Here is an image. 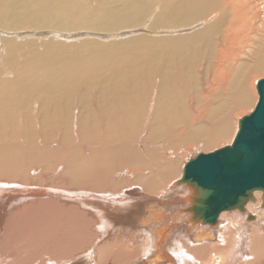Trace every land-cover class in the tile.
Masks as SVG:
<instances>
[{
  "label": "bare ground",
  "instance_id": "6f19581e",
  "mask_svg": "<svg viewBox=\"0 0 264 264\" xmlns=\"http://www.w3.org/2000/svg\"><path fill=\"white\" fill-rule=\"evenodd\" d=\"M71 1L0 0V22L9 26L17 25L23 27L26 24H30L26 27L33 29L41 27L54 28L56 30L54 35L70 39L69 43L71 44L70 46V44L67 45L60 41V45H58L59 41L57 43L54 42L55 40L52 42L49 38L50 42L57 45L51 46L52 43L48 45L44 41L45 45L47 44L51 47V50L46 53L32 51L23 63H18L14 59V56L20 51L19 46H12L10 56L14 65L13 68H18V72L15 78L10 81L9 86H6L9 83L8 80L0 81L2 85V87L0 86V178L16 179L15 177L19 174L24 183L28 182L31 176L28 174L29 169H31L28 167L29 164L33 166L35 159L42 158L45 153L50 151V139H46L44 142L46 146H40L31 136L20 137L16 131L11 129L8 131L7 126H4L5 119L11 117L16 107L22 106L29 115L32 107H29L30 99L28 95H36L41 99V116L45 118L49 125H58L62 121L63 123L61 124L67 126L73 120V123L77 122L79 126L91 121L104 128L103 136H93L96 146H93L87 155L81 149L77 152L72 132L63 134L61 141L52 149L55 154L53 157L54 162L58 164L66 159L63 168L66 172L65 175H70V182L73 186H79L83 190L96 191L93 194L96 204L86 201L90 194L85 198L86 200L83 198L84 201L78 198L82 193L79 192V196L75 194L77 197L75 199L79 200H76L77 203L82 208L84 206L89 208L94 218H85L77 210V206L60 207L58 203L43 199L40 200L43 203L25 213L22 221L24 223H18V220L14 219L10 224V217L14 216L15 212L19 211L21 207L14 206L7 217L2 214L3 212H0V231L5 233L7 229L12 228L16 224L22 225L21 231H25V233L27 231L28 233V229L32 225L33 229L28 235L33 236V238L28 240L27 243L25 242L27 247H24L25 251H29L31 244L48 245V248L52 249L51 253L59 246L60 249H58L62 250V258H68L67 256L72 254L70 251L73 252L75 250L77 252L83 249L84 243H90L88 248L90 251L80 252L76 254L78 255L77 257L63 261L64 264H73L75 262L76 264H80V262L92 264L90 262L94 260V245L99 240V243L96 244L98 248L97 257L99 259L97 264H110L108 260L111 261L112 255L117 252V249L119 250L117 255H119L118 258L120 259V255L126 249L123 247L124 243H127L131 236H134L132 241L139 243L136 252L141 248L140 252L142 251V254L138 253L143 258L141 260V257L138 256V262L130 260L131 263L133 262L132 264H193V258H190L192 256L195 257L196 262H200L198 264H264V220L258 221L257 224H248L246 229L242 226L244 223L240 222V219L244 218L242 215L232 213L231 217L226 214L223 215L226 211L237 208L247 216L248 220L264 216V211H259L260 206L264 207V190L257 189L248 192L247 197L241 199L235 207L220 211L216 221L210 225L202 222L201 215L193 210V207L197 205V197L202 192L194 191L182 184H178L179 187L176 186L174 188V182L179 181V179L171 181L173 185H171V188H166L165 192L160 190L164 181L171 178L174 179L176 178L175 175L177 176L179 162L175 156L170 161L157 162V170L155 174L152 173L153 175L136 172L137 178L129 173L124 174L120 180L111 178L118 166L125 165L128 148L131 145V143L129 144L130 139L134 138V136L138 137L141 130L143 133H147L148 136H154L155 132L159 133L161 131L160 127L164 122L172 126L179 121H183L185 123V133H181L178 138L179 141L182 139L186 140L189 137L193 141L203 140V144L210 147L218 139L223 140L229 136L230 117L225 115L221 119L218 118L219 110L224 105L217 103L223 99L232 101L235 108L239 106L242 108L248 107L251 99L249 82L251 73L259 72L262 63H264V40L261 42L262 46L254 51L253 45L256 38L255 41L254 38L252 39L254 42L251 38L258 36V34H255L257 32L255 30L256 27L250 25L249 22L247 24L244 23V19L248 21L252 19L250 22L252 24L256 23V14L250 12L252 6L249 7L248 5L250 4L247 3V5L245 0H215V2L218 1L215 4L212 3L214 0H211L209 3L212 6L213 4L215 5V8L211 9V12L215 11L214 15L212 14V21L210 16L203 21V25L200 24L197 27V21L202 19L206 12L204 9H201V12L198 10L200 8L199 3L208 0H177L175 4L164 3L159 14L164 21L162 24H156L161 31L158 34L155 33L157 35L155 38L153 37L152 41L146 42L145 37L137 35L135 37L122 36L121 38H126L127 40L124 39L126 41H119L121 38L115 42H111V39L107 41L105 39V42L102 43V40L95 41V38L88 41H82L84 39H81V41H73L72 39L71 41V37H74L77 33L63 34L57 32L59 29L60 31L61 29H63L62 31H68L67 29H71L69 27H73L74 24L75 26H82V24L84 26L85 24L88 26L95 25L98 28H102L104 24H109L110 26L119 24L121 28L122 25H126L125 22L131 12L134 13L139 10L134 0L127 2L126 8H118V5L112 3L114 0H103L104 2L106 1L105 4L107 1L110 4H107L108 6H105L102 12L96 8L89 7L90 4L89 6L86 4L87 7L76 8L74 7L76 6L75 2L73 5ZM80 2L84 3V1ZM76 3H79V0ZM197 6H199L198 9ZM143 9L144 7L141 8L142 11ZM196 9L199 13H197ZM228 12H230L229 17L226 15ZM259 14L262 19L260 21L257 19V22L260 24L259 27L264 30L263 5L259 6ZM218 17H224L221 21H224L227 17L226 23L228 25L226 32L224 30H221L222 32L219 31L223 35L221 38L223 45L216 46L219 51L215 55L218 61L215 62L214 73H212L216 74V77L213 79L212 85H210L209 81V85H207V88L205 87L209 92L206 95L205 93L202 94L205 95L204 98L201 96L202 103L205 102L206 105L202 107L199 113H188L186 118L179 115L180 118H178L176 110L178 107L184 106L180 97L181 89H185L184 86H192L193 82L195 83V80L193 81L192 79L195 74L193 66H195L194 59L197 57V50L199 47L208 48L210 46V38L217 34H210V30L219 20ZM171 18L180 29L174 30V23L169 20ZM188 18H190L191 22L189 27H187ZM241 20H243V23ZM102 23L103 25H100ZM101 28L100 30H102ZM258 30L260 31L261 28ZM166 32H170V34H162ZM43 34L49 35L43 32L40 33V35ZM109 38H113V36ZM42 39H40V43L43 42ZM49 40L47 38V41ZM247 41L250 45L244 49L246 46L244 44ZM142 45L143 47L140 50L139 46ZM78 47H81L82 51ZM242 48L243 51H241ZM212 49L215 50V48L210 46L211 51ZM248 57L251 62L246 67L247 69L243 74L240 75L238 73L235 75L238 67L245 66V58ZM196 67L195 69H197ZM1 74L3 76L5 73L0 71ZM246 74H248L247 77ZM196 75L198 76V74ZM3 84H6V87ZM80 92H82L81 95H79ZM214 95L215 97L217 96V100L214 97L211 98ZM142 98L145 99V102L140 100ZM151 101L152 104H150ZM139 106L142 112L136 114ZM235 128L238 130L239 125L238 128L237 126ZM64 131L66 129H62V132ZM234 138L229 139L231 143ZM112 140L120 142L115 150L110 145ZM83 144L88 145L87 142ZM66 147H71L73 150L67 158L65 156ZM138 163L139 167L142 168L143 163L140 160H138ZM53 166L51 165L50 167L54 169L47 170L45 175L38 177L42 182L48 180L51 176L53 177L52 174L54 173L52 172L57 171ZM46 168L48 167L45 166L44 171ZM45 176H47V179ZM56 176L61 177V174ZM119 176L120 174L117 178ZM127 176L134 179H128ZM31 179L32 182L35 181L33 178ZM134 181L142 183L143 191L134 186L132 188L126 187L134 183ZM35 182L37 184V181ZM68 184L70 183L68 182ZM39 185L38 190L36 189L37 187H34L36 190L30 189L28 190L30 192L26 190L27 188L21 189L20 187L21 190L19 189V192L29 193L27 197H20L26 200L30 195L38 197L68 196L63 188L53 190L55 188L42 187L40 183ZM258 190L262 191L263 194L255 193ZM159 191L162 193L161 197L150 195ZM11 194L14 196L15 193ZM250 200L254 202L250 203ZM19 202H24V200L18 201V204ZM55 206H58L61 209H59L60 211L64 210L66 212L64 216L67 214L70 216L67 215V218H69L68 220L64 218L63 223L58 220L59 224H56V232L52 231L54 234L60 231H62V234L64 232V234L61 236L59 233L60 236H57L60 238L56 240V237L54 238L55 235L53 237L51 235L52 238L47 240L46 238L42 239L36 224H39L37 222L47 221L48 224L52 223L54 225L57 222L54 218L59 216L58 210H54ZM45 208L50 210L51 216L48 213L47 216H43L46 214L36 216L40 214L39 209ZM36 211L39 213L37 214ZM61 215L63 216V214ZM73 216L76 217H74L76 219L75 222L72 219ZM37 217L44 218L38 220ZM6 222L9 225L3 227ZM162 222L166 223L159 225ZM127 227L133 230L127 229L128 231L124 233L123 229ZM42 230H44L43 232L46 231L44 228ZM18 231L20 232V230ZM18 231L12 233L14 234ZM183 232L187 234L184 235ZM23 234L14 235L18 236V240L27 241L28 235L25 238V236H22ZM9 235L11 236L12 234L9 232ZM43 236L46 237L45 234ZM183 236H185L184 239L187 238L188 243L194 244L193 246H196L199 242V246L195 248L193 246L191 248L190 244L188 245L192 254L189 255L190 257L185 254V249L181 253V239H183ZM106 238V241L103 240ZM242 238H244L243 242ZM40 239L46 240V242L40 243ZM110 239L112 241H109ZM118 243L120 244L118 245ZM114 246L116 247L115 252L113 250ZM148 248H152L151 253L150 250H147ZM59 250L53 255L58 257L60 254ZM126 251L130 254V251ZM86 252H89V255H86ZM63 253L66 255L65 257H63ZM127 253L123 255L129 257ZM144 253L146 254L144 255ZM53 255L51 254L52 257H54ZM108 255L112 258L109 259ZM8 256L19 260L23 256V251L21 249V251L13 253L9 252ZM125 257V260L131 258ZM29 259L32 262H29ZM35 259L36 257L25 258L19 264H33ZM62 260L64 259H61L58 264H62ZM120 262L119 264H121Z\"/></svg>",
  "mask_w": 264,
  "mask_h": 264
},
{
  "label": "rangeland",
  "instance_id": "374dc122",
  "mask_svg": "<svg viewBox=\"0 0 264 264\" xmlns=\"http://www.w3.org/2000/svg\"><path fill=\"white\" fill-rule=\"evenodd\" d=\"M77 1L78 0H72L71 1V2H73L72 3L73 5L75 2L76 6H74V7H76V8L81 7V6L87 7L86 4H88V6L90 4L89 7L96 8L97 10H99L101 12L104 10L105 6H108L110 4V3L108 4V1L105 4L106 1L104 2L103 0H79V3H76ZM80 1H84L85 5L83 2H82L83 3L82 4ZM129 1L130 0H114L112 3H114L115 5H118V8H126L127 2H129ZM241 1H244V0H241ZM263 1L264 0H259V1L258 0H248V1L245 0L246 4L247 3L250 4V5L247 4L249 7L252 6L250 8V12L251 13L253 12L254 14H256V16H255L256 17V23L253 21L254 23L252 24V22H250L252 20L251 18H250L251 19L250 21H248L247 19H244L245 24H247L249 22L250 25H252V26L254 25L256 27L255 30L257 32L255 31L256 33L255 32L254 33L258 34V36L256 35V37L251 38V40L254 38V41L256 38L255 42L252 40L254 42V45H253L254 51H256L257 49H259L262 46L261 42L264 40V36H263L264 30H262L263 29L262 27H259L260 24H259V22H257V19L259 21L262 19L260 14H259V6L260 5L264 6ZM134 2L136 3V7H138L139 10L134 12V13L131 12L128 20L125 22L126 25H122L121 28L119 27L120 26L119 24H115V26H114V24L111 25L114 28L113 27L111 28V26L109 24H104L105 27L107 25V27L105 28L103 23H102V24H100V25H103L102 28L100 27L102 30H100V28H98L97 26L95 27V25H89L88 26L85 24V26H84L82 24V26L81 25L75 26V24H74L73 27L72 26L69 27L71 29H67L68 31H62L63 29H61V31H60V29H59V31L57 33H63V34H69V33H73V32L77 33L78 35L76 34L74 37H71V41H72V39H73V41H77V40L81 41V39H84L82 41H88L89 39L91 40V39L95 38L96 39L95 41H101L102 40L101 42L104 43L105 39H106V41L111 39L110 40L111 42H115V41H118V39L121 38L122 36L123 37L124 36L125 37H129V36L135 37L137 35H141V36L145 37V39L147 40L146 42H150L161 31V29L157 28L156 24L157 23L162 24L164 21L162 16L159 15L161 10H162L163 4L164 3L175 4L177 2V0H134ZM209 2H211V0L204 1V2L202 1V3L201 2L199 3L200 8H199V6H197V9L199 8L198 10L200 12L202 11L201 9H204L207 12V13L205 12L204 16L201 15V16H203V18L199 19L197 21V23H196L197 27H199L200 24L203 25L204 24L203 21L205 19H208L210 16H211V21L213 19L212 14L214 15L215 11L211 12L212 11L211 9L213 7L215 8L214 4L217 3L218 1L215 2V0H214V2H212V3H214L213 6ZM259 3H261V4L259 5ZM143 7H144V9L142 11L141 8H143ZM260 8H262V7H260ZM197 9H196V11H198ZM199 11L197 13H199ZM229 13L230 12H228V14H226L227 17H229ZM227 17L225 18L226 20L224 19V21H221V19H223L224 17L223 18L218 17L219 20L213 25V27L210 30V34H212V35L217 33L213 36V38L212 37L210 38L211 39L210 46L215 48V50L212 49V51H211L210 46L208 48L199 47L197 50V57H196V59H194V65L197 66L196 67L197 69H195V66H193L195 74H194L193 79H192L193 81L195 80V83L193 82L192 86H188V87L184 86L185 89H187L186 92H185L184 88L181 89V96L180 97H181V102L183 103L184 106L177 108L176 114L178 116L180 115V116H184L186 118L188 113H192V114L193 113L194 114L199 113L202 110V107L204 105H206L205 102L202 103V99H201L202 97L201 96H203V98H204V96L209 92L206 89L207 85H209V81H210V85H212L213 79L216 77V74H212V73H214V68H215V64H216L215 62L218 61L217 57L215 55H217L219 52L218 47L223 45V41L221 39L223 35H221L220 32H222L221 30H224L225 32L227 30V25H228V23H226ZM169 20L174 23L173 24L174 30L180 29V27L175 23V21L172 18ZM241 22L243 23V20H241ZM128 23H130V24H128ZM177 23H179V21H177ZM190 23H191L190 18H188L187 27H189ZM29 25L30 24L24 25V27H25L24 28L23 26H17V25L16 26L15 25L9 26V25H6V24L0 22V71L5 73V74H3V76H2V74L0 75L1 76L0 81L1 80L2 81H4V80L9 81V83L7 85L3 84V86H5V85L9 86L10 81L15 78L16 73L18 72V68H16V67L13 68L14 65L12 64V60H11V56H10L12 46H19L18 48L20 49V51L14 56V59L17 60L18 63H23L24 60L30 56L32 51H38V52H42V53L49 52V50H51V47L48 45H50L54 40H55L54 42H56V43H57V41H59V43H57L58 45H60V41L63 42L64 44H67V45L70 44L69 43L70 39L64 38V36H61V38H60L57 35H54V33L56 32V30L54 28L41 27L38 29H33V28L26 27ZM86 26H88L89 28ZM90 26H92L94 29ZM108 27L110 28L109 30H108ZM255 27H253V28H255ZM12 28H13V30H11ZM259 28H261L260 31L258 30ZM37 30H39V31H37ZM79 30H81V31H79ZM42 32L47 33L49 35H45V34L40 35V33H42ZM155 33H157V34H155ZM260 33H262V34H260ZM162 34H168L169 35L170 32L169 33L166 32V33H162ZM100 35H101V37H100ZM212 35H210V36H212ZM86 36H87V38H86ZM108 36L109 37L113 36V38H109ZM47 38H48V40L50 38L52 40V42H50L51 40L47 41ZM259 38H261V39H259ZM33 39H35V40H33ZM40 39H42V41H43L42 43H44V41H45L46 43H48V45L47 44L45 45V43L44 44L40 43L41 42ZM124 39H126V38H121V40H119V41H126L127 40V39L126 40H124ZM8 40H9V42H8ZM27 40H28V42H27ZM28 43H30V44H28ZM56 43H55V45H57ZM16 44H18V45H16ZM52 44H51V46H55L54 43H52ZM244 45H246L244 47V49H245L246 47H248L250 45V43L247 41ZM70 46H71V44H70ZM76 46H78V45H76ZM216 46H218V47H216ZM142 47H143V45L139 46V49L141 50ZM78 48H80V50L82 51L81 47H78ZM13 50H15V49H13ZM241 51H243V48ZM111 54H113V52H111ZM130 57H132V56H130ZM250 62H251V59L249 57L245 58V63H246L245 66L238 67L237 71L235 72V75H237L238 73L240 75L243 74L244 71L247 69L246 67L249 66ZM212 69H213V71H212ZM197 71H198V73H196ZM196 74H198V76ZM248 74H246V77L248 76ZM3 77H4V79H2ZM261 78H264V63H262V66H261V69L259 72L251 73V79L249 81L250 82V90H251L250 91L251 99L248 103V107L242 108L239 106V107L235 108V105L232 103V101H225L223 99H221L217 103V104H223L224 105L219 110L220 114H219L218 118L221 119L225 115H228L230 117V120H231L230 133L226 139H223V140L218 139L216 142H214L215 145H214V143L211 144V147L204 145L203 140L193 141L189 137H187L186 140L182 139L179 141L178 138L181 135V133L182 132L185 133V123L183 121H179L175 125L170 126V125H168L167 122H164V124L160 127V130L162 132L161 131H159V133L155 132L153 134L154 136H152V135L148 136L147 133H143V131L141 130L138 137L134 136V138L130 139L129 144L131 143V145L128 148V150H129L128 154L126 155L127 161H126L125 165L118 166L114 170V173L112 174L111 178L120 180V178L123 177V175L127 174V173L131 174L133 177L136 176V178H137V175L135 174L136 172H142L145 174L153 175L156 173V170H157V166H156L157 162H162V161L166 162L167 160L170 161L171 158L173 159L175 156L179 162L177 173H176L177 176L175 175L176 178H174V179L171 178L169 180L164 181L163 187H161L160 190H164V192H165L168 188H171V185H173L172 182L174 180H176V179L178 180L182 177L183 167L185 166V164L189 160H191L192 158L197 156L199 153H208V152L214 151L220 147H223L225 145L231 144V140H229V139L234 138L235 134L238 131V130H236L235 127L237 126V128H238L240 119L243 116L249 114L256 104V101L258 98L256 84H257V81ZM0 86L2 87L1 84H0ZM81 93L82 92H80L79 95H81ZM204 93H205V95H202ZM28 97L30 99L29 100V107H32L29 115H28L26 109L23 108L22 106L16 107L14 109V111L12 112L11 117L5 119L4 126L5 127L7 126L8 131H10V129L16 131L20 137L31 136L35 140V142L40 146H46L44 144V142L46 141V139H50V142H51V145L49 144L50 151L45 153L42 158L35 159V161L33 162L35 164L32 163L33 166H30V164H29L28 167L31 168V169H29V172H28L29 176L31 175L30 179L28 181L29 183L28 182H26L27 184L24 183V181L21 180V177H19L20 176L19 174H17V177H15L16 179L12 178L9 180V178H4V179L0 178V212H3L2 214H5V216L7 217L8 215H10L9 212L13 209L14 206L21 207V208H19V211L15 212L16 214L14 216L10 217V224H11L12 220H14V219H17L18 221L17 220L16 221L19 223V222L23 221V217L27 211H29L30 209H32V208L40 205L41 203H43V201H40V200L46 199V200L58 203L60 207L66 208V207L77 206L78 207L77 210H79L82 213V215H84L85 218H87V219L94 218V216H92V214L90 213L89 208H85L86 206H84L82 208V206L79 203H77V201H79V200L82 201L84 198V200L87 199L86 200L87 202L89 201L90 203L92 202V203L96 204V202H94L96 200L94 199V195H93V194H95L94 192H96V191L88 190L85 188L87 190L86 191V190H83V188L81 189V187H79V186H78L79 188L77 186H73L72 183L70 182L71 181L70 175L69 174L65 175L66 172H65V169L63 168L64 167L63 164H64V161L66 159L63 162L58 163L59 164L58 165L57 162H54V160H53V157L55 154L52 152V149L54 147H56V144H58L61 141L62 137L64 136L63 134H67L69 132H72V136L74 138V144H75V147L77 148V152L79 151V149H81L82 152L85 155H87V154H89L91 148L93 146H96V144L93 140V136L94 135L103 136L104 128L94 124L91 121H89L88 123H86L84 125L79 126V123H77V122L73 123V120L67 126L61 124V123H63L62 121L58 125H49V123L46 122L45 118H42V116H41L42 114L40 113L42 110V109H40L41 99H39L36 95H32V96L28 95ZM213 97L215 100H217V96L215 97V95H214L211 98H213ZM91 98H92V96H91ZM140 100L145 102V99H143V98ZM150 104H152V101L150 102ZM217 104H215V105H217ZM139 112H142L140 106L137 107L136 114H139ZM180 116L178 118H180ZM43 119H44V121H43ZM50 121H54V120H50ZM59 126L62 128H60ZM63 126H65V127H63ZM62 129H64V130L66 129V131H68V132H66V131L62 132ZM235 130H236V132H235ZM231 133H233V134H231ZM200 137H202V136H200ZM84 142H87L88 145H84L83 144ZM118 144H120L119 141L112 140V143L110 145H111V148H114V150H115L118 148L117 147ZM65 149H66L65 156L67 158L68 156L71 155L73 150L71 147H68V148L66 147ZM138 160H140L143 163L142 168L139 167ZM53 163H54V166H53ZM56 164H57V166L55 167ZM51 165L53 167H55V170H57V171L52 172V173H54V174H52L53 177L51 176V178L49 177L48 180L42 182V180L39 179L38 177H40L41 175H45V172H47V170L54 169V168L50 167ZM42 166H43V168H42ZM45 166L48 168H46L44 171ZM59 174H61V177L56 176V175L59 176ZM119 174H120V176H119V178H117ZM63 176L65 177V179ZM133 177H131V178L134 179ZM31 178H33V180L37 181V184L35 181H33V182H35V183H33ZM45 178L47 179V176H45ZM66 178H68V179L66 180ZM127 178L131 179L128 176H127ZM60 180H62V181H60ZM68 182L70 184H68ZM39 183L41 184L42 187L55 188L53 190L63 188V190H65L67 192L66 195H68L69 197L68 196H66V197H63V196L38 197L35 195L34 196L30 195V197H28L29 200L28 199L25 200V199H22L20 197V196L27 197L29 195L28 192H30L28 190H30V189H34V190L37 189L38 190L40 187ZM33 184H35V185H33ZM61 184H63V185H61ZM128 184H130V183H128ZM68 185H71V186H68ZM141 185H142V183L140 181L139 182L134 181V183H132L126 187L132 188V186H134V187L140 189L141 191H143ZM20 187H21V189L27 188L26 190L28 192H22V191L19 192L18 190L20 189ZM34 187L35 188L37 187V188L35 189ZM173 187H175V186H173ZM80 189H81V191H80ZM176 189H178V188H176ZM71 191H73V192H71ZM258 191H256V192L254 191V192L263 194L262 191H260V190H258ZM79 192L82 193L81 195H83V197H81ZM97 192H100V191H97ZM11 193H13V194L15 193L17 196L15 194H14V196H12ZM146 193H148V192L146 191ZM75 194H77V196L80 195L78 197L79 200L75 199V198H77ZM89 194H90V196H89ZM161 194L162 193L159 191L157 193H152L150 195L161 197L162 196ZM18 196H19V198H18ZM70 196H71V199L69 200ZM88 196H89V198H86ZM22 200H24V202H19V204H18V201H22ZM65 200H67V201H65ZM249 202L251 203L254 201L250 200ZM29 204H30V206H28ZM59 209L60 208L58 206L54 207V210L55 211L58 210V214H59V216L54 218L57 221L54 225L52 223L48 224L47 221H42V223L37 222L39 224H36V226L38 225L37 226L38 231H40V233H41L40 238H42V239L46 238V240H47L48 238H52L55 235L54 238L56 237L55 238V240H56V239L60 238V237L58 238V236H60V234H61V236L64 234V232H63V234L61 233L62 231H60V232L58 231L60 234L59 233H57V234L53 233V232H56V230H55L56 226H57L56 224H59L58 220H59V222L63 223V219L67 218V215L69 216V214L64 216V214L66 212L63 209H62L63 211H60L61 209L60 210ZM39 210H40V214L36 215V216H41L43 214H46L43 216H47L48 214L51 216V214L49 213L50 210H48V208L42 209L43 213H42L41 209H39ZM261 210L264 211V207L260 206L259 211H261ZM60 212H61V214H63L64 217L60 214ZM226 212L225 213L223 212L224 213L223 215L226 214L229 217L232 216L231 213L235 214V215L236 214L242 215L244 218L240 219V222L244 223V224H242V226H244L246 229L248 227V224H251V223L257 224L258 221L264 220V216H261L260 218L256 217L253 220L252 219L248 220L247 216L241 210H239L237 208L228 210ZM36 213L38 214L39 212L36 211ZM90 216H92V217H90ZM227 216H224V217H227ZM74 217L75 216H73L72 219L75 222L76 217L75 218ZM37 218L39 220L40 218H44V217H37ZM68 218L66 220H68ZM72 219H69V220H72ZM2 222H3V220H2ZM22 223H24V222H22ZM165 223L166 222H162V223H159V225L160 224L164 225ZM12 224H14V223H12ZM8 225L9 224L6 222L3 225V227H7ZM41 226H42V228H44L46 230L45 231L46 233L43 232L44 230L41 231V229H42ZM21 227H22V225L20 226V225L15 224L12 226V228L7 229L5 233H4V231H0V264H19L25 258H32V257H36L33 264H39V263H42V261H43L42 264H49V263L58 264V262H60L61 259H64V260H62V264H64L63 261H65L66 259L67 260L73 259V258L78 256L76 254H79L80 252L84 253V251H87L88 248L90 247V243L89 244L84 243V245H83L84 247L82 246L83 247L82 250H78L77 252H75V250L73 252L70 251V253H72L71 254L72 256L71 255L67 256L68 258L65 257L66 255L64 253H63V255H64L63 257H65V258L61 257L62 256V253H61L62 250H59L60 249L59 246H57L54 249V251L51 253L52 249L50 248L51 249L50 250L48 248L49 247L48 245H41L40 246V245L31 244L30 249L28 248L29 251H25V249H24V247H26L25 244L28 242V240H31L33 238V236L28 235V233L33 229V226L31 225V227L28 229V233H27V231H26V233H25V231H21ZM28 227H29V225H28ZM17 228H20V229H17ZM47 228H49V229H47ZM169 228H170V226H169ZM127 229L133 230V229H130L129 227H127V228L123 229V232L124 233H125V231L127 232L128 231ZM18 230H20V232ZM14 231H18L17 233H14V234L24 233L22 236L23 237L25 236V238H27V235H28L27 241L23 240V239L18 240L19 239L18 236H15L12 233ZM9 232L12 234L11 236L9 235ZM134 232H137V231H134ZM44 234L46 235V237H44V236L42 237V235H44ZM130 234H132V233L130 232ZM183 234L186 235L187 233L183 232ZM51 235H52V237H51ZM184 237L185 236H183V239H181V244H182V248H180L181 253H183L182 251L185 249L186 250L185 254H187L189 256L191 254V252L189 251V250H191L190 246L192 248V246L194 244H191L190 242L188 243L187 238L184 239ZM133 238H134V236H131V238L129 237L127 243H124V246H123L124 248H126L125 252L123 254L127 253L126 250H128V251H130V254L127 253V255L129 254V257H131V258L129 259V257L126 256L129 260H125L124 259L125 255L122 254V255H120V259H119L118 258L119 255H117L119 250L118 249L116 250L115 249L116 247L114 246L113 250H114V252H115V250L117 252H115V254L112 255L113 258L109 256L110 254L108 255L109 259L112 258L111 261L108 260L110 264H113V263L119 264V262L121 260H122V262H120L121 264H123L124 261H126V262H124V264H132L133 262L131 263V261L135 262V261H137V259L139 257H141V260L143 259L142 256H140V254H142L141 253L142 251L140 252V250H142V249L139 248V251L136 252V249H137V246L139 245V243L137 241H132ZM46 240L40 239V243L46 242ZM103 240L106 241L107 238L103 239ZM103 240H102V242H104ZM243 240H244V238H242V242H243ZM99 241H98V243H99ZM109 241H112V239H110ZM115 242H117V241L115 240ZM1 243H3V244H1ZM98 243H96V244H98ZM81 244H79V245H81ZM96 244L94 245V250H95L94 251L95 252L94 253V260L92 262H90L92 264H97L99 261V259L97 257L98 248L96 247ZM119 244L120 243H118V245ZM189 244H190V246H188ZM196 246H199V242H198V244H196ZM196 246H193V248H195ZM21 249L23 251V256L21 259H19V260L18 259H12L11 256H8L9 252L13 253L15 251H21ZM57 250H59L58 252L60 253L58 257L53 255L54 253L57 252ZM147 250L148 251L150 250V253H151L152 248H148ZM88 251H90V249ZM51 254L54 257H52ZM145 254L146 253H144V255ZM86 255H89V252H86ZM116 255H117V257H116ZM247 255H248V253H247ZM248 257H250V256H248ZM13 258H15V257H13ZM55 258H57V259H55ZM116 258H118V259H116ZM190 258H193V264L194 263L195 264L200 263V262H196L194 256H192ZM118 260H119V262H118ZM115 261H117V262H115ZM29 262H32L31 259H29ZM85 263L86 262H82V263L80 262V264H85ZM73 264H76V262ZM87 264H89V263H87Z\"/></svg>",
  "mask_w": 264,
  "mask_h": 264
},
{
  "label": "water",
  "instance_id": "95a60500",
  "mask_svg": "<svg viewBox=\"0 0 264 264\" xmlns=\"http://www.w3.org/2000/svg\"><path fill=\"white\" fill-rule=\"evenodd\" d=\"M256 89L257 103L240 119L233 142L199 153L174 182L175 187L182 184L202 192L192 207L204 223L212 225L220 211L235 207L248 192L264 190V78L257 81Z\"/></svg>",
  "mask_w": 264,
  "mask_h": 264
}]
</instances>
